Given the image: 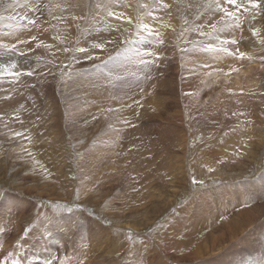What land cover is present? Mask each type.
<instances>
[{"label": "rangeland", "instance_id": "1", "mask_svg": "<svg viewBox=\"0 0 264 264\" xmlns=\"http://www.w3.org/2000/svg\"><path fill=\"white\" fill-rule=\"evenodd\" d=\"M156 4L0 0V264H264V35Z\"/></svg>", "mask_w": 264, "mask_h": 264}, {"label": "bare ground", "instance_id": "2", "mask_svg": "<svg viewBox=\"0 0 264 264\" xmlns=\"http://www.w3.org/2000/svg\"><path fill=\"white\" fill-rule=\"evenodd\" d=\"M154 1H157V4L160 3V0H154ZM189 2L191 4H193V3L209 4L213 8V10H214V17L216 18V23H219L220 20H224V19H226V20H228L230 22L231 21H237V19H233V18H230V17L226 16L222 11H217L216 10L217 9V6L219 4V7H221V8H227L229 10L236 11L235 8H234V6L226 4L225 3V0H189ZM257 2L259 4H263L262 0H257ZM243 3H244L245 6L248 7L249 11L245 12L243 10V7H241L239 9V11H236V15L239 17L238 24H240L241 23L240 21H242V20L245 21V27L248 28L249 33L250 34H253L254 31L255 32H258V35H255V36L261 38V36L264 35V21L262 20V19H264V16L261 15L260 12H258V9L257 8L251 9L252 6L247 3V0H243ZM175 4L176 5H174L171 9L168 10V13L171 12V15H174L173 18L172 17L171 18H168L170 25L177 24V15H178L179 10L181 9V6H182V5L179 4V2L178 3L175 2ZM160 7H161L160 9L162 11H164V12L167 11L166 8H163L162 6H160ZM118 8H120V7H118ZM137 9H138V7H137V5H135L134 6V10H133V14H136ZM135 10H136V12H135ZM252 20L253 21L256 20L254 22V24H251L250 23ZM236 40H237V44L236 45H233V48L236 49L237 51L239 49H243V50H249L250 49L249 51H254L252 48H254V49H261V48H259V45H260L259 42L256 43V44H251V41L248 38H245L244 39L242 37H237ZM122 41H121V43H122ZM239 47H241V48H239ZM105 48H107V47L105 46ZM108 51H109V49H108ZM181 151H182V149H181Z\"/></svg>", "mask_w": 264, "mask_h": 264}, {"label": "snow or ice", "instance_id": "3", "mask_svg": "<svg viewBox=\"0 0 264 264\" xmlns=\"http://www.w3.org/2000/svg\"><path fill=\"white\" fill-rule=\"evenodd\" d=\"M225 3L228 4V5H232L234 6L235 10L236 11H239V9L241 7H243V10L245 12L249 11L248 7L244 5L243 3V0H225ZM247 3L250 4L252 6V8H259L260 7V4L257 2V0H247ZM9 7H11L12 5H8ZM164 7H167V5H164ZM217 11H222L226 16L230 17V18H233V19H239V17L236 15V11H232V10H229L227 8H221L219 7V4L217 6ZM111 14V13H110ZM2 18V17H0ZM119 18V17H118ZM254 18V17H253ZM29 23L31 24H34L35 21L34 20H29ZM129 23H131V21L129 20ZM146 30H149V35L152 34L151 30H150V26L145 24L143 26ZM213 31L216 30V26L215 24L211 25ZM201 36H211V33H207V32H204V31H200L199 33ZM253 35H258V32H253ZM33 39H35L33 37ZM21 43H24V41H20ZM160 43H163V41L161 40ZM223 43H231V44H236L237 41L236 40H231V41H223ZM0 47L6 49L8 52H12V51H16V45L15 44H12V45H8V44H0ZM97 47H102V45H97ZM206 51H228L227 48H217L215 45H212V44H208L206 46ZM79 51H85L84 49H79ZM19 55H23L24 53L20 52L18 53ZM240 56L241 58H243L244 56V53H240ZM16 65L15 64H12V65H6L4 66V71L0 72V76L2 75H7V76H12V77H16V76H19L20 73L18 71H11L12 68H15ZM16 135H22L21 133H16ZM46 264H51V261H47Z\"/></svg>", "mask_w": 264, "mask_h": 264}]
</instances>
